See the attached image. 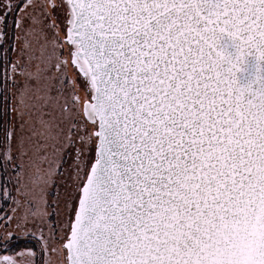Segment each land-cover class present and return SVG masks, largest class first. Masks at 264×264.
Listing matches in <instances>:
<instances>
[{
  "label": "snow or ice",
  "instance_id": "obj_1",
  "mask_svg": "<svg viewBox=\"0 0 264 264\" xmlns=\"http://www.w3.org/2000/svg\"><path fill=\"white\" fill-rule=\"evenodd\" d=\"M0 264H264V0H0Z\"/></svg>",
  "mask_w": 264,
  "mask_h": 264
},
{
  "label": "water",
  "instance_id": "obj_2",
  "mask_svg": "<svg viewBox=\"0 0 264 264\" xmlns=\"http://www.w3.org/2000/svg\"><path fill=\"white\" fill-rule=\"evenodd\" d=\"M231 47V44H230ZM248 73L241 79V83H247L248 79L253 78V74L255 71V59L254 57H249L248 58Z\"/></svg>",
  "mask_w": 264,
  "mask_h": 264
}]
</instances>
